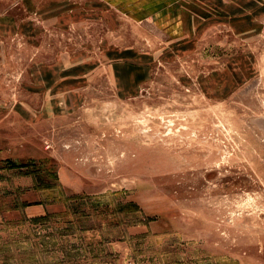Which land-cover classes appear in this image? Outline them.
Returning a JSON list of instances; mask_svg holds the SVG:
<instances>
[{
    "label": "rangeland",
    "instance_id": "374dc122",
    "mask_svg": "<svg viewBox=\"0 0 264 264\" xmlns=\"http://www.w3.org/2000/svg\"><path fill=\"white\" fill-rule=\"evenodd\" d=\"M262 17L0 0V264H264Z\"/></svg>",
    "mask_w": 264,
    "mask_h": 264
},
{
    "label": "crops",
    "instance_id": "0c3cea01",
    "mask_svg": "<svg viewBox=\"0 0 264 264\" xmlns=\"http://www.w3.org/2000/svg\"><path fill=\"white\" fill-rule=\"evenodd\" d=\"M137 23L157 28L165 41L189 43L211 17H226L228 26L255 27L257 14L264 18V5L255 0H106ZM244 8V10L242 9ZM223 25V24H221Z\"/></svg>",
    "mask_w": 264,
    "mask_h": 264
}]
</instances>
